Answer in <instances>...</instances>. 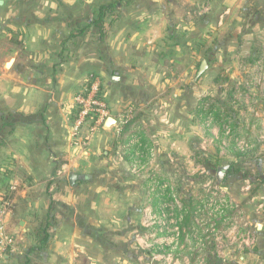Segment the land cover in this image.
I'll return each mask as SVG.
<instances>
[{"label": "crops", "instance_id": "obj_1", "mask_svg": "<svg viewBox=\"0 0 264 264\" xmlns=\"http://www.w3.org/2000/svg\"><path fill=\"white\" fill-rule=\"evenodd\" d=\"M110 2L0 0V193L18 185L19 221L2 264H138L134 233L150 195L123 153L133 129L112 123L90 146L72 144L74 97L88 78L106 80L113 119L137 107V131L166 163L189 122L203 128V79L188 86L183 74L197 77L202 57L210 68L222 52L249 58L264 47V0H119L95 23ZM71 173L84 178L71 184Z\"/></svg>", "mask_w": 264, "mask_h": 264}, {"label": "built area", "instance_id": "obj_2", "mask_svg": "<svg viewBox=\"0 0 264 264\" xmlns=\"http://www.w3.org/2000/svg\"><path fill=\"white\" fill-rule=\"evenodd\" d=\"M254 63L253 68L243 66L245 78L242 82L235 84L231 92V100L242 108L239 114L243 128L235 132L230 124L231 121L228 120L220 126L216 124L214 115H207L203 121V128L208 129L210 134L203 135L204 139L200 144L202 149L214 148L218 145L223 152L228 147H233L235 151L245 154L254 152L257 146L264 143V133L258 130L261 117L254 109L256 97L249 93L252 86L258 87L260 93L264 92V50ZM206 106H204L205 109ZM74 108L76 116L72 124V144L75 148L81 149L89 145L90 138L100 128H104L106 120L112 116V107L107 100L104 82L100 77L88 80L81 91L75 95ZM136 114L137 110L134 106L121 110L115 118L114 126L118 132L127 125L133 129L122 146L123 153L133 159V172L148 180L150 198L143 208L144 228L143 233L137 235L138 242L149 256L146 264L160 260H163L164 264H181L179 258H173L172 252L168 251L176 249L182 239L181 226L187 210L194 216L190 242L196 251L201 253V247L206 242L216 249L219 246L217 240L224 237L228 227L233 229L235 235L227 243L239 242L240 246H247V238L251 237L247 229V221L238 209V205L229 199L226 191L214 187L203 198L206 200L195 202V205L190 207L192 209L182 205L169 182L161 179L159 170L152 166L151 159L159 154V150H155V146L145 142L137 131ZM85 127L87 136L83 135ZM195 158L194 156V162ZM177 160L178 156L171 157L172 162ZM17 190L18 185L12 183L7 191L0 193V264L7 254L15 251L17 243L16 235L9 230L15 202L12 196ZM153 200L157 202V208L150 204ZM218 221L228 224L227 228L217 229ZM200 227L204 228L205 238H201ZM224 246L227 245H221V247ZM204 261H206V255H200L198 264H203Z\"/></svg>", "mask_w": 264, "mask_h": 264}, {"label": "rangeland", "instance_id": "obj_3", "mask_svg": "<svg viewBox=\"0 0 264 264\" xmlns=\"http://www.w3.org/2000/svg\"><path fill=\"white\" fill-rule=\"evenodd\" d=\"M263 50L264 47H262L255 56L249 58L236 56L232 51L229 56L226 57L222 52L221 54L215 55L214 58H208L211 70L208 68L196 82H194L196 73H190L188 75L183 74L182 77L187 80L186 83H188V86L190 84L195 85V83L203 79L202 82L199 83V100L206 99V97L217 99V96L219 100L224 99L225 101L227 100L226 93H228V98H231V92L235 84L242 82L245 78V68L243 70V66L247 65L248 68H253L255 66L254 62L258 60ZM203 58L205 57H202L201 61ZM96 77H100L103 80L106 94H108L106 80L102 76L94 75L88 78V80ZM223 89H225L226 92H224ZM194 91L197 92L195 86ZM222 91L224 95L226 94L225 98L224 96H219L222 94ZM249 93L256 97L254 109L261 117L258 130L264 133V92L262 91L260 93L258 87L252 86ZM232 105L234 106V111H241L242 108L240 105L233 101ZM129 106L133 105L125 106V108ZM134 107L137 110V107ZM193 123H188V132L178 139L179 142H182V146H178V149L181 151L178 160L172 162L171 157H176V155L172 153V150L167 151L166 148V156L164 158L167 160L166 163L162 161L159 162V152L158 155L152 157V166H155L160 172L161 164L168 165L170 172H164L166 174L162 173V175H159L161 179L169 182L171 189L178 196L182 205L187 206L188 209L193 207L195 202L206 200L203 198L206 197L208 192L214 189V187L226 191L229 199L233 200V202L238 205V209L242 212L244 219L247 221V229L250 231L251 237L247 238L248 245H245V247L240 246L239 242L228 244L227 241L233 239L235 235L233 229L228 227L224 237L217 240L219 246L216 249H213L212 244L206 242L204 246L201 247L202 251L200 253L195 250L190 242V232L194 226V216L192 213L187 212V210L185 211L186 217L181 226L182 239L176 249L169 250L168 252H172L173 258L178 257L181 264H198L200 255H206V261H204L203 264H264V143L257 146L258 148L261 147L257 151L255 150L254 152H247L245 154L235 151L233 147H228L225 149V152H223L218 145H216V147L214 146V148H206L204 150L200 145L202 144V139H204V129L201 126V129L198 128L197 123ZM100 129L103 130L104 128ZM86 130L87 128L85 127L83 131V135L85 136L88 135ZM97 133L90 138L88 146L91 145ZM174 146L172 145V147ZM156 149L159 150V148L155 147V150ZM194 156L196 157L195 162L193 160ZM223 165H229V169L225 173L223 182L219 183L216 178L217 169L219 166ZM217 196H219V194H217ZM150 204L154 208L158 207L157 202L154 200L150 202ZM143 208L144 207H142L141 221L134 233V241L138 251V264H146L149 257L147 251L143 249L137 238V235L143 233ZM227 226L228 224L223 221L217 222V227H219L217 229H225ZM203 229V227H200L201 238H205ZM221 245L227 246L221 247ZM152 264H164V262L160 260Z\"/></svg>", "mask_w": 264, "mask_h": 264}, {"label": "trees", "instance_id": "obj_4", "mask_svg": "<svg viewBox=\"0 0 264 264\" xmlns=\"http://www.w3.org/2000/svg\"><path fill=\"white\" fill-rule=\"evenodd\" d=\"M119 3V0H114L108 4H105L102 6L100 13L98 15L97 21L98 22H103L105 20V15L107 12H112L113 7H115ZM208 104V106H206ZM204 106L207 108L205 109ZM234 106L232 105L231 98H227L225 101H221L218 99H212L210 97H206V99H203L200 104V113L202 116L205 118L207 115L212 114L215 117L216 124L222 125L224 122H227L228 120L231 121V126L235 130V132H239L243 128L241 124V119H240V114L239 111H234ZM128 125L124 126L121 131H126L128 129ZM222 129V128H221ZM210 134V133H209ZM208 135V134H207ZM12 198H15V193H13ZM14 208H13V213L16 211L17 207V202H14ZM192 209V208H190ZM18 220L16 218H12L9 222V230L12 232V225H17ZM48 240V235H46L42 239L43 246L47 244Z\"/></svg>", "mask_w": 264, "mask_h": 264}, {"label": "water", "instance_id": "obj_5", "mask_svg": "<svg viewBox=\"0 0 264 264\" xmlns=\"http://www.w3.org/2000/svg\"><path fill=\"white\" fill-rule=\"evenodd\" d=\"M208 68V63L206 59H203L199 70L197 72V79H199V77L206 71V69ZM112 123H115V119H113L112 117L110 119H108V121L106 122L105 126L109 127L111 126ZM229 169V165H223V166H219L217 169V174H216V178L217 181L219 183H222L224 178H225V173L226 171ZM84 176L83 175H78L76 173H71L69 175V181L71 184L75 183L78 179H83Z\"/></svg>", "mask_w": 264, "mask_h": 264}]
</instances>
